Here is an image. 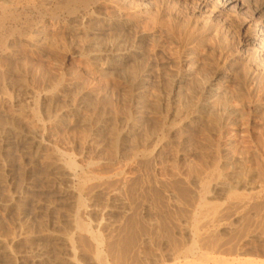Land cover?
I'll return each instance as SVG.
<instances>
[{
	"label": "rangeland",
	"instance_id": "obj_1",
	"mask_svg": "<svg viewBox=\"0 0 264 264\" xmlns=\"http://www.w3.org/2000/svg\"><path fill=\"white\" fill-rule=\"evenodd\" d=\"M263 28L264 0H0V264H148L212 213L264 264Z\"/></svg>",
	"mask_w": 264,
	"mask_h": 264
},
{
	"label": "bare ground",
	"instance_id": "obj_2",
	"mask_svg": "<svg viewBox=\"0 0 264 264\" xmlns=\"http://www.w3.org/2000/svg\"><path fill=\"white\" fill-rule=\"evenodd\" d=\"M263 12V11H262ZM259 18V17H258ZM259 36L261 38L260 40V46L262 44H264V28L262 30V33H259ZM37 135H39V132L41 130V128L39 126L34 128ZM44 129V128H43ZM71 166V165H70ZM70 170V169H69ZM73 170V169H72ZM218 186V185H217ZM235 193V192H234ZM233 195V193H232ZM248 196V195H247ZM240 197V196H239ZM203 198V197H202ZM212 202V201H211ZM214 202V201H213ZM212 202V203H213ZM211 203V204H212ZM206 204V203H205ZM237 204V203H236ZM240 204H243V202H241ZM204 205V204H203ZM207 205V204H206ZM209 205V203H208ZM221 205V204H219ZM226 205V204H225ZM210 207V206H209ZM217 207V204H216ZM229 207V206H228ZM201 209V208H200ZM211 209V208H210ZM215 209V208H214ZM213 209V211H214ZM212 210V209H211ZM242 210V209H241ZM208 211V210H207ZM212 211V212H213ZM199 214V213H198ZM202 214V213H201ZM193 216V215H192ZM199 217H196L194 220H192V228L191 229H187L184 230L187 231L186 234L188 239V242L190 241V246H188L186 249L184 248L180 250H177L174 253H170L171 255L168 257V259L164 258V259H157V258H152V262H148V264H227L226 261L224 260V258H221V255L224 254L223 251L225 249H227V244L223 243V242H219V241H215L212 238V235L214 234L216 229H219L217 226V228L214 230L215 225H217L219 223L218 221V215H216L215 213L212 214H204V215H198ZM243 222V221H242ZM220 225V224H219ZM218 225V226H219ZM191 227V225H190ZM223 227V226H222ZM260 227V226H259ZM84 229V228H83ZM177 230V229H176ZM218 230H216L217 233ZM86 232V231H85ZM183 232V233H184ZM250 233V232H249ZM87 234V233H85ZM184 234V235H185ZM90 235V234H88ZM177 238V237H176ZM185 238V237H184ZM96 239V238H95ZM186 240V239H185ZM217 240V239H216ZM249 240V239H248ZM252 240V239H251ZM231 241V240H229ZM73 244H71L72 246ZM101 244H98V242H96L95 246H96V254L93 255L95 256V258H93V260H95L96 264H130V262H116V261H112L111 263H108L105 259H103V257L101 256L100 251H98V247ZM74 248V247H73ZM72 248V249H73ZM174 249V248H173ZM240 249V248H239ZM254 249V248H253ZM5 250V249H4ZM74 250V249H73ZM2 250H0L1 252ZM226 251V250H225ZM224 251V252H225ZM236 251V250H235ZM243 252V251H242ZM74 252H72L73 254ZM92 253V252H91ZM227 254V253H226ZM225 254V255H226ZM241 254V253H240ZM43 254L39 253V256L41 258ZM75 255V254H74ZM92 255V256H93ZM116 257V256H115ZM123 257V256H122ZM4 258V257H3ZM0 258V259H3ZM117 258V257H116ZM231 258V257H230ZM228 258H226L227 260ZM40 260V259H38ZM73 260V258H72ZM230 260V259H229ZM232 260V259H231ZM41 261V260H40ZM43 261V259H42ZM119 261V260H118ZM170 261V262H169ZM234 261V259L232 260ZM232 263V262H230ZM147 264V263H144ZM235 264V263H234ZM237 264H253L250 260H243V261H239Z\"/></svg>",
	"mask_w": 264,
	"mask_h": 264
}]
</instances>
